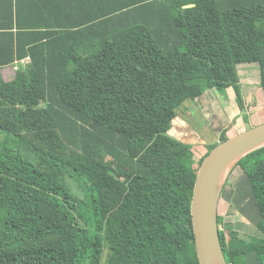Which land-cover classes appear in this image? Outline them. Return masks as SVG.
<instances>
[{"label": "trees", "instance_id": "16d2710c", "mask_svg": "<svg viewBox=\"0 0 264 264\" xmlns=\"http://www.w3.org/2000/svg\"><path fill=\"white\" fill-rule=\"evenodd\" d=\"M56 1L66 22L5 34L0 65L29 62L0 80V264H200L191 203L218 144L198 157L196 129L173 131L191 101L243 114L240 66L264 90V0ZM236 168L263 239L218 215L221 244L229 264H264V147Z\"/></svg>", "mask_w": 264, "mask_h": 264}, {"label": "crops", "instance_id": "0c3cea01", "mask_svg": "<svg viewBox=\"0 0 264 264\" xmlns=\"http://www.w3.org/2000/svg\"><path fill=\"white\" fill-rule=\"evenodd\" d=\"M194 5H188L187 7H192ZM61 7H65V4L61 5ZM69 15L67 14V11L61 12L59 10V2L56 0H0V63L2 64L3 61L9 56L10 53V42L8 38L5 36L7 32H13L15 33L19 28L24 30H49V26H46L51 21H57V19H61L62 21L66 22L69 20L67 18ZM43 23L42 26L36 27L37 23ZM21 25V26H19ZM17 60L12 65H0V80L9 81L15 76V70L14 67L17 64ZM253 67L258 68V66ZM243 90L245 94V100H246V107H249L250 104H252L251 100L253 96L257 99V110L255 111H244L243 114L235 113L232 115H228L223 105L216 100L215 102L207 103L204 107V110H200L194 102H188L186 105L183 106V108L179 112L178 120L176 121V127L173 131V134L176 135V137H179L181 139H185L184 135L188 134L185 127L187 125L193 126L196 129V133L198 134V138L195 135H190V138L188 141L190 143H193L194 146L203 145V146H210L216 143L218 140V136L222 135L223 131L227 130L228 127H236L241 128V124L243 122L241 115H248L251 122L252 127L258 126L264 123V90L261 87V76L260 73L257 72V76L259 80L256 82H245L244 81V74L240 70ZM255 78V76L253 77ZM206 109V110H205ZM199 113H198V112ZM195 112L200 115L201 120L199 123L196 122L197 119L194 118ZM211 114V116H209ZM203 119V122H202ZM238 120V123L235 122ZM195 121V122H194ZM225 121V123L223 122ZM191 122L192 124H190ZM204 122L206 125L203 124ZM201 123V124H200ZM200 124V125H199ZM203 127V130L201 131V128ZM243 128V127H242ZM245 128V124H244ZM244 130V129H243ZM228 132V131H227ZM238 133V132H237ZM208 134V135H207ZM236 134V133H235ZM189 135V134H188ZM195 138V140L193 139ZM217 137V138H216ZM205 153H197L198 157L203 156ZM242 174L241 178H238V187L233 192L238 191V193H247L248 198L252 196V191L249 189H245V192H240L243 189L241 188V185L244 184V181L246 179V175L244 172L240 173ZM237 181V180H236ZM248 182V181H247ZM246 184V183H245ZM226 189V186H225ZM239 195V194H238ZM241 195V194H240ZM242 198H235V200L238 202V204H242L245 197L241 195ZM246 200V199H245ZM254 205L251 204V202H247L246 208L242 209L243 217L240 218L238 226L245 228H251L252 226H255L253 230L257 227V219L254 218L255 216H259L260 210L256 206L255 202H253ZM252 213V216L250 217L245 216L247 212ZM219 215L224 217L223 212L220 211L219 206ZM255 222V225L253 223ZM249 224L251 226H249ZM240 235V233H239ZM240 238H244L240 236ZM245 239V238H244ZM246 240V239H245ZM251 254H248L249 256Z\"/></svg>", "mask_w": 264, "mask_h": 264}, {"label": "water", "instance_id": "95a60500", "mask_svg": "<svg viewBox=\"0 0 264 264\" xmlns=\"http://www.w3.org/2000/svg\"><path fill=\"white\" fill-rule=\"evenodd\" d=\"M264 147V123L220 142L203 160L194 187L191 215L200 264H229L221 244L218 224L219 201L237 164ZM235 162L225 176L228 164Z\"/></svg>", "mask_w": 264, "mask_h": 264}, {"label": "rangeland", "instance_id": "374dc122", "mask_svg": "<svg viewBox=\"0 0 264 264\" xmlns=\"http://www.w3.org/2000/svg\"><path fill=\"white\" fill-rule=\"evenodd\" d=\"M240 70H241V72L245 76L244 77V81L245 82H248L249 81V82L252 83V82H256L257 80H259L258 77L256 78V76H257V70H256V68L253 67V68L250 69L248 67H242V66H240ZM251 71H252V75L249 76L248 73H251ZM254 76H255V78H253ZM223 96H226L227 97L228 95H223ZM223 101L226 104L227 103H230L229 100H226V98ZM251 102H252V104H250L249 107H246L245 106V110L246 111L248 110V111H251L252 112V111L257 110V99H256L255 96H253ZM209 116H211V114H209ZM194 118L197 119L196 122L199 123V121L201 120L202 117H200V115L198 114V118H197V113L195 112ZM242 119H243V117H242ZM202 122H203V119H202ZM223 122L225 123V121H223ZM243 122L245 124V129L248 130V129H250L252 127V122H251V120H250V118L248 116L244 117ZM189 123L192 124L191 122H189ZM235 123L237 124L238 123V120ZM244 124L243 123L241 124V128H236L234 126L233 127H228V129H227L228 133L226 134L227 137L230 138V137L238 134L237 132H239V129H244ZM204 125H206L205 122L203 124V127H204ZM225 125H226V123H225ZM191 127H193V126H191ZM203 127L201 128V131L203 130ZM21 133L24 134L25 137L28 140H30V141H32L34 143L35 142H39L38 139H37L38 137L45 138V136L42 135V134H35V135L34 134H30L25 129L22 130ZM193 139L195 140L194 137H193ZM220 142H221V136H218V140L216 141V143L219 144ZM195 148H196V152L197 153H200V152L201 153H205V152H207V151L210 150V148L208 146H203L202 144L201 145H198V146H195ZM68 153H72L71 150L68 149ZM242 172L243 171L240 168H235L232 171V173L230 174V176H229V178H228V180H227V182L225 184L226 189H225V186H224V189H223V191L221 193V197H220V201H219V206H220V211L223 212V214H224V221H223V224H221V227L223 228V230L225 232L231 231V230H235L236 232H239L240 233V236L244 237L246 240H251V239H257V240H259V239H263V234L258 230L257 227H256L255 230H253L255 228V226H252V229L251 228H245V226L244 227L238 226L239 223L241 222V221H239L240 218H242L244 216L243 215L244 212H242V209L243 208H246V206H247V204H245L246 201L247 202H251L252 205H254L253 202H255V204L257 206V203H256V201H255V199L253 197V193H252V196H250L248 198L247 193H249V192H246V193H238V191L233 192L234 189L236 190L237 187H238V182H239L238 181V178H241L242 174H240V173H242ZM246 179H247V177H246ZM247 181H248V179H247ZM247 181L245 180L244 181V184L241 185V188L240 189H243V190H241L240 192H245L246 191L245 189H247V190L250 189L252 191L251 186H250V183H249V181L248 182ZM71 183L74 186L75 191H77L79 194H81V191H80L77 183H75L74 181H72ZM240 194L243 195L245 197V199H246V200L244 199V201H243L242 204H238V202L235 200V198H239V199L242 198V196ZM246 210H247V208H246ZM248 215L250 217L252 216L251 211L250 212H247L245 214V216H248ZM254 218L255 219L258 218L257 219V224L262 220V216L260 214H259V216H255L254 215ZM253 223L255 225V222L254 221H253ZM249 226H251V225L249 224ZM244 238H242V239H244ZM247 261H248L249 264H261L256 259V257H255L254 254H251V255L247 256Z\"/></svg>", "mask_w": 264, "mask_h": 264}, {"label": "built area", "instance_id": "2783aa9c", "mask_svg": "<svg viewBox=\"0 0 264 264\" xmlns=\"http://www.w3.org/2000/svg\"><path fill=\"white\" fill-rule=\"evenodd\" d=\"M28 62H29V58L26 59V60L18 61L17 64H16V66H15V70L16 71L19 70V68L21 66H25Z\"/></svg>", "mask_w": 264, "mask_h": 264}, {"label": "bare ground", "instance_id": "6f19581e", "mask_svg": "<svg viewBox=\"0 0 264 264\" xmlns=\"http://www.w3.org/2000/svg\"><path fill=\"white\" fill-rule=\"evenodd\" d=\"M234 162H235V160L232 161L230 164L227 165V167L225 168V171H224V175L223 176H225L227 174V172L229 171V169L231 168V166L233 165Z\"/></svg>", "mask_w": 264, "mask_h": 264}]
</instances>
